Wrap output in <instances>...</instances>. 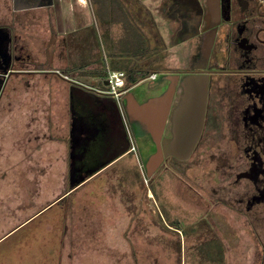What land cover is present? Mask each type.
<instances>
[{"label":"rangeland","instance_id":"374dc122","mask_svg":"<svg viewBox=\"0 0 264 264\" xmlns=\"http://www.w3.org/2000/svg\"><path fill=\"white\" fill-rule=\"evenodd\" d=\"M88 1V11L82 13L84 21L68 28L66 38L51 36L48 51L39 52L46 59L39 66L60 68L61 73L64 69L71 73L73 82L78 78L107 88L104 79L108 67L116 63L139 65L137 69L151 71L174 67V58L186 60L181 53L173 54L177 47L183 52L187 49L185 43L175 47L178 41L175 16L169 14L173 0ZM13 7L11 0H3L1 11L5 9L9 16ZM50 19L54 33L61 32L57 10ZM163 39L169 48L166 52ZM142 41H146L147 47L143 59ZM49 73L12 76L16 78L11 79L12 85L0 99V151L6 154V150L21 148L24 155L18 163L7 167L0 163V264H257L260 261L264 219L256 221L257 237L263 247L254 245V235L243 222L241 239L238 234H217L208 215L202 218L204 210L200 202L195 203L186 187H180L184 185L182 180L188 178L178 168L168 164L167 170L151 175V179L139 173L137 162L154 150L150 138L144 139V125L139 117L127 124L131 143L138 146L136 150L60 195L66 189L70 172L69 161L65 160L68 147L62 137L68 133L64 118L68 81ZM162 77L160 73L157 81ZM151 80L144 77L132 90L136 95L148 90ZM163 88L160 85L150 91L156 94ZM95 89L86 90L96 93ZM94 117L96 124L102 121L98 114ZM51 136L58 138L44 144L42 153L44 162L50 153L54 160L49 161L51 164L40 176L39 188L42 159L34 157V146ZM11 181L18 185L17 194L7 186ZM215 221L219 225L218 217ZM208 223L210 228H202Z\"/></svg>","mask_w":264,"mask_h":264},{"label":"flooded vegetation","instance_id":"af4514ba","mask_svg":"<svg viewBox=\"0 0 264 264\" xmlns=\"http://www.w3.org/2000/svg\"><path fill=\"white\" fill-rule=\"evenodd\" d=\"M42 14L26 26H9L7 49L0 50V99L17 75H47L50 71L38 65L46 60L39 52L49 47L42 36L46 28ZM169 14L175 16V47L180 43L187 47L184 52L174 47L173 54L181 53L187 61L174 58V67L153 69L155 83L140 91L137 99L141 114L130 101L136 94L131 85L121 98L126 127L130 119L139 117L144 139L150 138L154 146L151 154L140 159L141 174L151 179L167 170L168 164L178 168L188 178L180 187H186L195 203L200 202L202 218L208 215L217 234H238L241 239L243 222L254 235V245L263 247L256 221L264 219V0H173ZM0 38L6 45L5 30L0 29ZM163 41L166 52L169 48ZM160 73L163 77L158 82ZM75 82L82 85L80 101L93 103L90 88ZM160 85L164 88L152 94L150 89ZM108 106V113L117 116V104L111 100ZM89 107L93 112L98 109ZM146 117L162 127L161 156H157L158 143ZM103 123L94 122L85 131L74 123V169L78 173L89 167L94 171L103 161L94 149L98 135L108 134ZM69 135L71 143V130ZM128 138L131 143L129 133ZM209 223L202 228H210ZM263 257L257 264H264Z\"/></svg>","mask_w":264,"mask_h":264},{"label":"crops","instance_id":"0c3cea01","mask_svg":"<svg viewBox=\"0 0 264 264\" xmlns=\"http://www.w3.org/2000/svg\"><path fill=\"white\" fill-rule=\"evenodd\" d=\"M11 2L14 5L13 13L12 15L10 14L8 16L5 9H3V13H2L1 8L3 6V0H0V25L2 26L1 30L9 31V26L11 25L26 26L25 23L28 24L29 21L33 20L34 17L37 18V16L42 12L43 13L42 21L45 22V25H46L45 32H42V36L47 39V44L50 40V37L51 36L53 37L54 34H56L58 38H66L67 37L66 32H68L67 30H69L68 28L75 26L76 24H79L80 22L82 23L84 21V16H82V13H84V11H88V8H89L88 0H11ZM56 10H57V19H58L57 24H58V27L59 26L61 27L62 31L61 32L57 31V33H54V29H53L54 23L51 22L50 15L53 16ZM92 66L97 67L95 64H92ZM108 66H110L109 62H108ZM56 71L60 72L62 76L56 73ZM49 72H50L49 74L54 73L52 74L54 75V77H57V78L62 77L65 79L66 82L68 81L69 84L70 82L73 84L71 86V84L69 85L68 83L66 84L64 82L65 87H66L65 94L67 98V104H65V110H64V118H65V124L67 125V128H68V133L62 137H64L66 140H69V144H71L69 134H70L72 125L74 123H78L79 126H81V131H85L86 129L91 130V122H94L96 120L94 116L98 114L100 118L102 119V121L104 122L103 124L106 125L108 134H106L105 132L100 133L97 139L98 146L94 147L95 153L101 156V159L103 161L100 162L97 165V167L94 169V170H98V172L93 174L91 177H89L87 181L93 178L94 176L100 174L101 172L107 170L108 168L115 165L116 163L120 162V160L123 159L125 156H127V154L131 152V150L134 151L138 148V146L136 145V148L132 149V146L133 145L135 146V144L132 143V146H131L129 142L128 133H127L128 130H127V127H126V124L124 122L123 115L121 112V108H124V103H125L124 100L122 101L121 99V101L119 102L115 97L107 96L109 94L104 92L105 87L101 88L96 85H92L91 83L85 82L84 80L75 78L76 79L75 81L82 82L85 85L84 87L88 89L89 87L91 88L94 87V89L96 87L100 89V90L95 89L96 93H92L93 100H94L93 103L90 102L89 105H86V102L83 100L80 101V97H78L79 95H81V90L77 88L79 84L76 83L75 81L74 82L72 81V78H71L72 76L70 72L63 69L61 73L60 68L50 69ZM152 72H156V71L151 70L150 73ZM65 75L69 77H66ZM146 78L149 79L150 78L149 75ZM150 79H152L150 84H154L156 78H150ZM87 83L90 84V86L87 85ZM104 83H105L104 85H107L106 78L104 79ZM134 84H131L132 89H133ZM139 94L140 93H138L137 95L134 94V96H131V98L136 100L137 103H138L137 99H138ZM111 100L114 101L119 108V113L117 114V116H114L111 114L112 115L111 117V115L108 113L110 112L108 103ZM72 102H76V107H78L77 108L78 116L72 117L75 114V113L73 114V111L71 108ZM131 103L132 105H134L132 101ZM120 104L121 105L123 104L122 105L123 107ZM89 106L98 107V109L97 110L94 109V112H93L92 111L93 109L90 110ZM138 107L140 109L139 105ZM103 108L105 109L103 110ZM135 119L136 118H132L130 120L133 122ZM150 122L151 120H149V123ZM128 124H129V121H128ZM91 149H92V143H91ZM70 165H71V162H70ZM89 170H93V169L89 167Z\"/></svg>","mask_w":264,"mask_h":264},{"label":"trees","instance_id":"16d2710c","mask_svg":"<svg viewBox=\"0 0 264 264\" xmlns=\"http://www.w3.org/2000/svg\"><path fill=\"white\" fill-rule=\"evenodd\" d=\"M139 48V47H138ZM138 50V49H137ZM136 50V51H137ZM146 50H147V47H146V41H142L141 42V59H143L144 57H142L144 54H145V52H146ZM149 52H151V50L149 51ZM148 53V52H147ZM146 53V54H147ZM111 67H113L114 69H123V70H125V72H126V78H127V83H126V87H128V86H130L131 84H134V83H137L140 79H143L144 77H147L149 74H150V70H145V69H143L142 70V68H140V69H137V67H139V65H134V64H126V63H116L115 64V66H111ZM77 88L78 89H80L81 87H79V86H77ZM73 101V100H72ZM77 108L78 107H76V102H72V111H73V116L72 117H74V116H78V110H77ZM96 119V118H95ZM37 121L38 122H41L39 119H37ZM96 121V120H95ZM94 121V122H95ZM94 122H91V124H93ZM55 138H58V137H54V136H51V137H49V138H44V139H41L42 140V142H37L36 144H35V146H34V149H35V155H34V157L37 159V160H40V158L42 159V163L40 164L41 166H42V169L39 171L40 173L38 174V187L40 188V176L43 174V172L45 171V168H46V166L48 165V164H51L49 161H52V160H54L53 159V154L52 153H50L49 155H48V160L46 161V162H44V155H43V153H42V151H43V148L45 147V145L44 144H46V143H48V141H51L52 142V140H54ZM40 140V141H41ZM65 140V142H66V144H67V147H68V150H66V152H65V160H68L69 161V167H70V169H69V177H68V184H67V186H66V189L63 191V192H61V194L60 195H63V194H65V193H67L68 191H70L71 189H72V184H71V180H74L75 181V184H77L79 181H80V179H82V178H84V180L82 181L83 183H85L86 181H87V179L89 178V177H91L95 172L94 171H97V170H87V171H85L84 173H78L76 170L74 171V174H73V177L71 176V165H70V162L72 161V158H71V147H70V144H69V140H66V139H64ZM131 141V140H130ZM64 142V143H65ZM131 144V146H132V143H130ZM134 144V143H133ZM11 148V147H10ZM135 148H136V145H135ZM3 152V151H2ZM131 152H133L132 150H131ZM5 153L6 154H2L1 153V151H0V163H5L6 164V167H7V165H9V164H12V163H18L21 159H23V150L21 149V148H15V149H10V151H5ZM22 157V158H21ZM100 159H101V156H100ZM76 161V160H75ZM77 162V161H76ZM90 162V161H89ZM138 164V170H139V173L141 174V166H140V162H137ZM18 165V164H17ZM105 165H107V164H105ZM104 165V166H105ZM0 166H1V164H0ZM4 169H6V168H3V170ZM12 181H15V179L14 180H12ZM11 181V183H9V185H7V186H9L10 187V189H12V192H14V191H16V194H17V191H19V188H18V185H16V183L15 182H12ZM82 182H80V183H82ZM82 183V184H83ZM71 184V185H70ZM38 188V189H39ZM73 192V191H72ZM9 195H10V193H9ZM66 197V196H65ZM64 197V198H65ZM38 198V197H37ZM63 198V199H64Z\"/></svg>","mask_w":264,"mask_h":264},{"label":"built area","instance_id":"2783aa9c","mask_svg":"<svg viewBox=\"0 0 264 264\" xmlns=\"http://www.w3.org/2000/svg\"><path fill=\"white\" fill-rule=\"evenodd\" d=\"M156 72L150 74V78H155ZM107 88L104 92L115 97L119 102L125 91L127 90L126 83V72L123 69H114L108 67V73L106 75ZM132 149H135V146H132Z\"/></svg>","mask_w":264,"mask_h":264},{"label":"water","instance_id":"95a60500","mask_svg":"<svg viewBox=\"0 0 264 264\" xmlns=\"http://www.w3.org/2000/svg\"><path fill=\"white\" fill-rule=\"evenodd\" d=\"M0 29H2L1 27H0ZM11 32H10V30L9 31H6V38H5V40H7V44L6 45H4L3 43H4V41H3V39H1L0 38V50H3V49H7V45H8V40H9V38H10V34ZM106 83H107V81H106ZM130 101H132L133 102V104L136 106L135 107V110L138 112L139 111V113L141 112L140 111V109H139V107H138V103L136 102V100H134V99H132L131 97H130ZM141 114V113H140ZM148 122H149V120L147 119V117L145 118ZM150 124H151V126H152V129H153V131H154V135H155V139H156V141H157V143H158V147H159V150H158V154H157V156H161V145H160V143H161V137H162V127L160 126V128L158 127V126H154L153 125V123L152 122H150ZM75 124H73L72 125V128H71V143H72V145H71V158H72V162H71V176L73 177V174H74V157H75V145H74V139H75V134H74V131H75ZM84 180V178H82V179H80V181L77 183V184H81L80 182H82ZM71 184L73 185V186H75V181L74 180H71Z\"/></svg>","mask_w":264,"mask_h":264}]
</instances>
